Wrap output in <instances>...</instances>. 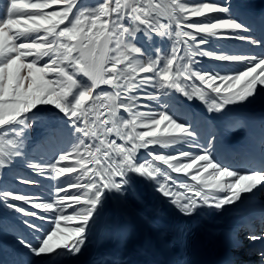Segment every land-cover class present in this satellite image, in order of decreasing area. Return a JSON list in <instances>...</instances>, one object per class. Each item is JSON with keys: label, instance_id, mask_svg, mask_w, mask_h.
<instances>
[{"label": "snow or ice", "instance_id": "1", "mask_svg": "<svg viewBox=\"0 0 264 264\" xmlns=\"http://www.w3.org/2000/svg\"><path fill=\"white\" fill-rule=\"evenodd\" d=\"M209 13L223 15L189 22ZM255 24L232 0H7L0 12V207L18 214L6 225L25 250L14 264H64L79 255L109 201L139 195L137 177L185 216L257 204L264 215V127L259 146L250 141L233 159L221 156L210 131L219 122L235 130L240 106L264 102V87L257 89L264 86V16L259 38ZM161 125L165 134L157 137ZM152 145L183 147L162 154ZM70 156L76 164L61 166ZM197 164L190 180L199 188L171 175ZM78 168L76 177L42 184ZM7 219L0 215V223ZM248 239L260 242L255 253L264 264V231Z\"/></svg>", "mask_w": 264, "mask_h": 264}, {"label": "bare ground", "instance_id": "2", "mask_svg": "<svg viewBox=\"0 0 264 264\" xmlns=\"http://www.w3.org/2000/svg\"><path fill=\"white\" fill-rule=\"evenodd\" d=\"M196 2H201V0H193L192 4H196ZM233 4L238 7L242 18L246 22L256 21V30L252 35L259 38L262 34L259 18L264 16V0H234ZM215 15L223 14H209V16ZM210 40H214V38L211 37ZM252 50L259 51V49L254 47ZM257 71L259 73V69ZM237 87L241 86L238 84ZM261 87L264 86L257 84L258 90ZM194 101L196 103L192 104V106L196 107L200 112H204V104L197 100ZM233 116L234 119L231 124L235 130L226 131L223 122H219L215 129L210 130L216 133L217 141L215 147L217 151L222 157H227L228 159L237 157L240 150L245 148L250 141L259 146L261 129L264 127V102L257 101L246 107L240 106L239 111L235 112ZM181 147L183 146L171 145L167 151L170 153ZM189 150L196 151L195 149ZM181 159L184 158L181 157ZM156 163L160 164L159 161ZM200 164H203V162H200ZM199 166V164L194 166L187 175L184 173L179 175L171 173V175L177 180L196 184L195 181L190 180V174L197 173ZM211 171L209 169V172ZM76 175V173H71L67 178L61 181L58 180L59 182L57 181L55 185L76 177ZM207 176L208 173H204L202 178ZM138 179L140 178L138 177ZM140 181L136 182L138 196L129 195L126 200L109 201L92 235L91 242L82 249L79 255L68 256L64 260V264H186L185 259L179 253L180 251L175 250L169 231L164 230L162 227L160 223L162 218L176 221L192 233L198 243L200 252L204 255H220L225 251L231 250L227 246L221 231L229 226L239 228V222L241 221L239 220V214H241L243 206L237 212H217L211 208H204L200 210L199 215H196V219L195 215H182L173 205L167 202V198H163L159 193L152 191L147 183L141 187L139 185ZM196 187L199 188L200 185L196 184ZM23 188L25 190H35L27 185L23 186ZM141 188H143L144 194L150 193L149 198H142ZM69 189L71 190V188ZM181 191L183 190L181 189ZM187 195H192V193H187ZM259 200L264 203V197L259 198ZM66 202L70 203L69 200ZM73 207L77 206L73 205ZM231 207L235 208L236 205ZM70 210L73 212L71 208H67L66 212ZM7 217L8 219L0 223V225L4 226L8 233H11V228L6 225L11 224L14 218L11 216ZM260 221L264 222V215L261 216ZM254 233L260 234L258 231ZM10 240H13L11 234L0 236V249H2L0 250V264H13V261L22 258V255H18L16 250L13 253L12 261L10 258L12 242ZM259 243L249 240L243 246V251H246L245 254L251 252ZM18 253L23 254V252ZM250 261H253V259L250 258ZM34 262L35 264H41V258H34ZM256 263L254 262L253 264ZM260 264H262V260H260Z\"/></svg>", "mask_w": 264, "mask_h": 264}, {"label": "rangeland", "instance_id": "3", "mask_svg": "<svg viewBox=\"0 0 264 264\" xmlns=\"http://www.w3.org/2000/svg\"><path fill=\"white\" fill-rule=\"evenodd\" d=\"M24 2H29V0H24ZM78 2H79V0H78ZM83 2H85V3H87V4H90V5H92V4H97V3H100V2H102V0H83ZM183 2H186V3H189V4H192V2H193V0H183ZM196 3H199V2H196ZM217 3H219V2H217ZM7 4V0H0V12H2V10H4V8H5V5ZM57 7V8H56ZM63 7V5H54L53 6V8H56V9H60V8H62ZM49 12L50 11H52L53 9L52 8H50V9H47ZM46 10V11H47ZM75 11V10H74ZM209 14H211V13H209ZM209 14H205V16L204 17H197V16H190V18H189V22L191 23V22H196V21H200V20H205L207 17H208V15ZM61 27H64L63 25H61ZM188 31H190V30H188ZM192 31V30H191ZM192 32H194V31H192ZM198 35V37H200V34H197ZM206 35H208V34H206ZM208 40H210L211 39V37L208 35V38H207ZM181 47H183V46H181ZM28 59H33L32 57H29ZM47 58H45V60H46ZM44 63V60H41L40 61V64L42 65ZM147 75V74H146ZM245 83V81H243V82H241L240 84H239V86H243V84ZM103 88H107V86H104ZM97 91H99V89H97ZM194 103H196L195 101H194ZM140 110H144V109H140ZM120 114L121 115H124V113H123V110H120ZM145 129H137V131H144ZM155 130V129H154ZM41 134V130L40 129H38V128H34L33 130H32V133H31V137L32 138H37V137H39V135ZM163 134H165V128L164 127H162V125L160 126V129L157 131V137H160L161 135H163ZM157 146H160L161 147V150L163 149V147L164 146H161V145H152V146H150V149L149 150H154V151H157ZM25 147H27V143L25 144ZM25 150H27V148L25 149ZM145 150H141V152H140V154L139 155H142L143 154V152H144ZM162 154L163 153H169L167 150L166 151H164V152H161ZM72 159V160H71ZM71 160V161H70ZM68 162H66V161H62V162H60V165L61 166H63L65 163L66 164H72V165H74V164H76V159L73 157V156H70L69 157V159L67 160ZM88 167H91V165H88ZM161 167L162 168H164L165 166L164 165H161ZM80 171H82V169L81 168H78ZM24 172L26 173V174H28V175H32V173H31V171L29 170V169H25L24 170ZM73 173H76L77 175L76 176H78L79 174H78V172H73ZM80 173V172H79ZM65 174V175H64ZM64 174H62L61 176H59V177H56V178H54V179H43V180H45V181H43L44 183L43 184H49V182L51 183V184H56L57 183V181L58 180H62V179H65V178H67V176H70L71 175V173H64ZM68 174H70V175H68ZM62 176H64V177H62ZM190 176H191V174H190ZM55 179H56V181H55ZM141 179H138V177H137V181H140ZM47 181H49V182H47ZM59 182V181H58ZM86 182V181H85ZM145 184V182L143 181V180H141L140 181V186L141 187H143V185ZM192 184H193V182H192ZM146 187V186H145ZM74 192H76V191H79V190H77L75 187H72L71 188ZM141 190H142V198L143 199H146V197L147 198H149L150 197V193H146V194H144L143 193V188H141ZM60 195V194H59ZM69 202L71 203L70 205H75V206H77V207H79L78 205H76V203H75V201H73V200H69ZM119 202H121V201H119ZM65 203L66 204H69L68 202H66L65 201ZM71 209H73L72 207H70ZM205 210H208V209H205ZM0 213L1 214H4V215H6V216H10L11 215V210H7V209H3L2 207H0ZM14 213V212H13ZM72 213V210H70V211H65V214H71ZM0 214V215H1ZM47 215V214H46ZM193 219V218H192ZM65 223H74V222H64V221H62L61 222V226L63 227L64 226V224ZM3 226L2 225H0V234L1 235H5L6 234V230L4 229V228H2ZM16 247L17 248H19V249H21L23 252H25V250L24 249H22L21 247H20V245L18 244H16ZM20 251V250H19ZM69 257H71V255H69Z\"/></svg>", "mask_w": 264, "mask_h": 264}]
</instances>
